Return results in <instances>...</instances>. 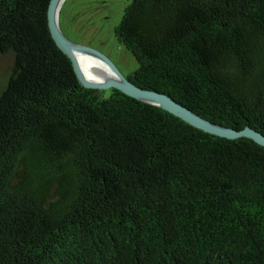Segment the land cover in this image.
I'll use <instances>...</instances> for the list:
<instances>
[{
    "label": "trees",
    "instance_id": "trees-1",
    "mask_svg": "<svg viewBox=\"0 0 264 264\" xmlns=\"http://www.w3.org/2000/svg\"><path fill=\"white\" fill-rule=\"evenodd\" d=\"M51 0H0V264H264V147L81 86ZM128 77L264 135V0H131Z\"/></svg>",
    "mask_w": 264,
    "mask_h": 264
},
{
    "label": "rangeland",
    "instance_id": "rangeland-1",
    "mask_svg": "<svg viewBox=\"0 0 264 264\" xmlns=\"http://www.w3.org/2000/svg\"><path fill=\"white\" fill-rule=\"evenodd\" d=\"M131 0H67L61 11V28L78 44L93 46L107 56L126 78L138 69V62L115 39L114 30ZM12 66L9 58L0 59V92ZM110 90L103 91L108 98Z\"/></svg>",
    "mask_w": 264,
    "mask_h": 264
},
{
    "label": "water",
    "instance_id": "water-1",
    "mask_svg": "<svg viewBox=\"0 0 264 264\" xmlns=\"http://www.w3.org/2000/svg\"><path fill=\"white\" fill-rule=\"evenodd\" d=\"M60 2L61 0H51L49 4L48 23H49L50 32L58 47L71 60L75 74L83 88L90 90H99V91L117 90L128 97L159 107L169 112L170 114L176 116L187 125L195 129H198L200 131H203L207 134L220 138H225L228 140L247 138L254 141L258 145L264 147V135L258 132L257 130L251 127H245L242 130H237L210 122L202 118L201 116L197 115L196 113H194L193 111H191L190 109H188L181 103L177 102L171 96L165 93L147 90L137 86L131 80L124 77L116 69L112 61L93 46L78 44L70 40L63 32L61 28V22H58ZM76 47L82 48L84 51L95 53L96 55L110 62L114 67V69L118 72L120 77L123 79V81L109 80L103 83H99L88 80L77 62L74 53V49Z\"/></svg>",
    "mask_w": 264,
    "mask_h": 264
},
{
    "label": "bare ground",
    "instance_id": "bare-ground-1",
    "mask_svg": "<svg viewBox=\"0 0 264 264\" xmlns=\"http://www.w3.org/2000/svg\"><path fill=\"white\" fill-rule=\"evenodd\" d=\"M66 1L67 0H61L60 2L58 22H60L61 11ZM74 53L79 66L88 80L99 83L109 80L123 81L112 64L104 58L78 47L74 49Z\"/></svg>",
    "mask_w": 264,
    "mask_h": 264
}]
</instances>
